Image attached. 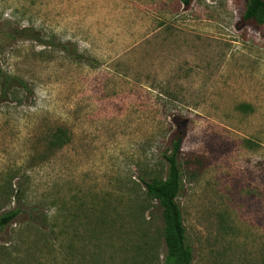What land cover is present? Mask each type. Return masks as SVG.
Masks as SVG:
<instances>
[{
	"label": "rangeland",
	"instance_id": "rangeland-1",
	"mask_svg": "<svg viewBox=\"0 0 264 264\" xmlns=\"http://www.w3.org/2000/svg\"><path fill=\"white\" fill-rule=\"evenodd\" d=\"M245 9L0 0V67L31 89L0 90V216L18 213L0 264H168L143 180L166 179L181 128L192 264H264V27Z\"/></svg>",
	"mask_w": 264,
	"mask_h": 264
},
{
	"label": "trees",
	"instance_id": "trees-1",
	"mask_svg": "<svg viewBox=\"0 0 264 264\" xmlns=\"http://www.w3.org/2000/svg\"><path fill=\"white\" fill-rule=\"evenodd\" d=\"M193 0H182L185 7H189ZM245 22H250L264 27V0H246V9L243 16ZM11 36L20 39H28L40 44H47L34 28L15 30ZM70 43L62 44L52 41L48 46L59 48L70 58L80 60L81 55H76L75 50L70 48ZM21 89L30 94L28 84L14 76L9 75L0 67V90L6 98L12 89ZM186 135V128L177 131L172 141V151L164 154L163 159L167 164V177L154 179L150 182L143 180L146 187V194L152 200L157 201L160 208L161 219L164 225V239L168 250V264H192L193 253L187 242L186 229L184 227L182 212L177 199L185 188V176L181 164V145ZM60 138L56 137L53 146H63L59 143ZM17 211H9L0 216V231L9 225L17 216Z\"/></svg>",
	"mask_w": 264,
	"mask_h": 264
}]
</instances>
